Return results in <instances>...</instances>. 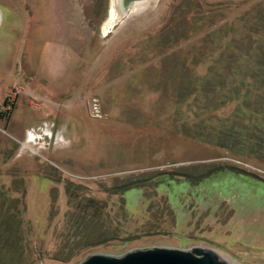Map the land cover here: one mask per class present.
Listing matches in <instances>:
<instances>
[{
	"label": "rangeland",
	"instance_id": "obj_1",
	"mask_svg": "<svg viewBox=\"0 0 264 264\" xmlns=\"http://www.w3.org/2000/svg\"><path fill=\"white\" fill-rule=\"evenodd\" d=\"M154 246L264 264V0H0V264Z\"/></svg>",
	"mask_w": 264,
	"mask_h": 264
},
{
	"label": "water",
	"instance_id": "obj_2",
	"mask_svg": "<svg viewBox=\"0 0 264 264\" xmlns=\"http://www.w3.org/2000/svg\"><path fill=\"white\" fill-rule=\"evenodd\" d=\"M147 0H115L121 17L135 4ZM79 264H228L214 251L194 247L178 249L170 247L136 248L122 255L93 253Z\"/></svg>",
	"mask_w": 264,
	"mask_h": 264
},
{
	"label": "trees",
	"instance_id": "obj_3",
	"mask_svg": "<svg viewBox=\"0 0 264 264\" xmlns=\"http://www.w3.org/2000/svg\"><path fill=\"white\" fill-rule=\"evenodd\" d=\"M236 97H239L238 94H236ZM261 131V130H260ZM230 134V135H229ZM228 135H226L223 140L221 141V139L217 140L218 142V145L221 147V148H225V149H228V150H231L235 153H239L241 154L244 149L242 147H239L237 149V147L240 145H238V143L235 141L236 140V133L231 131ZM256 133H254L255 135Z\"/></svg>",
	"mask_w": 264,
	"mask_h": 264
},
{
	"label": "built area",
	"instance_id": "obj_4",
	"mask_svg": "<svg viewBox=\"0 0 264 264\" xmlns=\"http://www.w3.org/2000/svg\"><path fill=\"white\" fill-rule=\"evenodd\" d=\"M99 106L98 103L96 101V99H92L91 101L88 102V114L92 117V118H97L99 117Z\"/></svg>",
	"mask_w": 264,
	"mask_h": 264
},
{
	"label": "bare ground",
	"instance_id": "obj_5",
	"mask_svg": "<svg viewBox=\"0 0 264 264\" xmlns=\"http://www.w3.org/2000/svg\"><path fill=\"white\" fill-rule=\"evenodd\" d=\"M113 22H114V20L111 23L113 24ZM111 23H110V25H111Z\"/></svg>",
	"mask_w": 264,
	"mask_h": 264
}]
</instances>
